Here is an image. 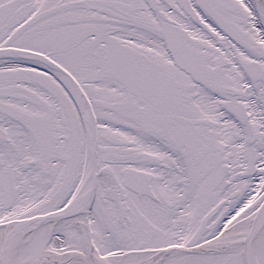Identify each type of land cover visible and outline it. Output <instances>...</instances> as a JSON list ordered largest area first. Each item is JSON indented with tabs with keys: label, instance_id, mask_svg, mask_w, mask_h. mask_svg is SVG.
Masks as SVG:
<instances>
[{
	"label": "snow or ice",
	"instance_id": "1",
	"mask_svg": "<svg viewBox=\"0 0 264 264\" xmlns=\"http://www.w3.org/2000/svg\"><path fill=\"white\" fill-rule=\"evenodd\" d=\"M0 264H264V0H0Z\"/></svg>",
	"mask_w": 264,
	"mask_h": 264
}]
</instances>
